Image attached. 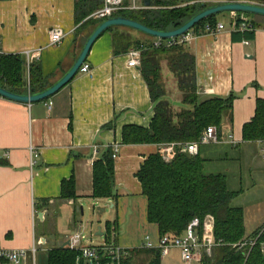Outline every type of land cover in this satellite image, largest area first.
<instances>
[{
    "label": "crops",
    "instance_id": "0c3cea01",
    "mask_svg": "<svg viewBox=\"0 0 264 264\" xmlns=\"http://www.w3.org/2000/svg\"><path fill=\"white\" fill-rule=\"evenodd\" d=\"M246 19L257 24L248 45L244 39L233 38L230 25L219 35L201 36L186 48L196 60L199 101L234 97L233 121L224 118L221 137L234 136L239 145L228 141L204 145L198 155L206 160V175L226 176L228 188L239 192L232 205L244 210L247 236L252 237L264 230V140L243 141V129L255 117L257 102L264 100V18ZM85 21L76 23V0H0V52L26 57L28 52L41 50L36 62L52 85L70 69L93 31V26L81 29ZM54 31H61L63 39L51 46ZM131 50L115 53L114 34L106 32L92 48L87 61L90 72L79 73L54 97L32 105L0 97V249L27 251L26 264H48L49 250L63 248L74 234L82 233L77 211L83 214L88 200L120 208L123 218L116 221L114 241L129 250V256L151 251L142 248L146 236L155 243L160 238L157 226L147 221V199L136 178L160 146L123 144L125 127L148 129L155 116L141 67L128 66ZM162 68L167 98L175 111H181L183 96L177 81L166 61ZM49 100L51 111L46 106ZM116 145L120 146L115 160L119 205L113 206L112 200L92 198L93 164L98 152ZM32 148L39 154L33 167ZM71 178L76 182L77 199L62 200V183ZM207 221L215 225L211 218ZM120 227L127 236L121 244L116 238V234L120 238ZM129 235L138 237L131 243ZM34 246L35 258L31 255ZM204 256V250L196 251L190 264H201ZM151 257L135 255V263L149 264ZM179 261H183L179 250L161 254V264Z\"/></svg>",
    "mask_w": 264,
    "mask_h": 264
},
{
    "label": "trees",
    "instance_id": "16d2710c",
    "mask_svg": "<svg viewBox=\"0 0 264 264\" xmlns=\"http://www.w3.org/2000/svg\"><path fill=\"white\" fill-rule=\"evenodd\" d=\"M194 0H151V7L142 10L121 12L124 16L154 30H175L207 6L191 5ZM264 5V0H242ZM102 7V0H76V23L86 20L81 29L102 21L87 20L91 14ZM233 16V14H232ZM239 16V14H238ZM217 17L209 18L198 24V31L206 23L216 24ZM232 21V17H231ZM231 23V22H230ZM256 30L257 24L252 21ZM110 29L114 34L115 53H127L130 49H142V75L146 80L152 102L154 119L150 128L125 127L123 144H189L197 142L203 132L214 126L221 136L224 118L232 123L234 97H215L200 102L197 97L196 60L185 46L165 50L151 49L152 38L135 39L133 30ZM137 33V32H136ZM139 34V33H138ZM255 32H235L237 40H251ZM163 61L176 77L179 91L182 93L181 111H175L167 98L163 82ZM0 86L17 94L39 93L50 86L44 76L40 62L28 64L22 55L0 54ZM264 140V100L257 102L253 120L243 129V141ZM99 157L93 164V194L95 200L117 201L115 185L114 149L98 152ZM206 160L200 155L192 156L178 151L175 159L167 164L161 154L150 155L142 164L136 178L141 184L142 193L147 199V221L158 228L160 237L183 236L193 220L198 219L200 237L203 234L204 220L214 218V238L219 245L210 258L207 255L201 264H264V231L252 237L247 236L245 212L235 207L234 199L239 192L228 188L224 175H206ZM62 200H76V182L74 178L62 183ZM117 206V205H116ZM115 206V207H116ZM115 225L107 222L106 242L114 241ZM260 235L258 244L253 248H240V244L254 240ZM151 255L149 264H161V251H138L129 256L124 264L135 263V255ZM79 253L70 248H54L48 252V264H76ZM0 264H5L2 262Z\"/></svg>",
    "mask_w": 264,
    "mask_h": 264
},
{
    "label": "built area",
    "instance_id": "2783aa9c",
    "mask_svg": "<svg viewBox=\"0 0 264 264\" xmlns=\"http://www.w3.org/2000/svg\"><path fill=\"white\" fill-rule=\"evenodd\" d=\"M102 7L91 15L92 20L104 21L114 16H118L121 12L142 10L146 7L143 4V0H102ZM228 2H235V0H194L191 5L210 6L215 4H222ZM142 3V4H141ZM232 31L235 32H254L255 29L252 24L245 18L244 15L233 14L232 21L230 23ZM226 30V25L222 22L216 24L206 23L198 31L193 29L186 34L172 39H155L152 42L151 49L165 50L172 49L180 46H188L197 38L201 36H217ZM63 39L61 31H54L51 34V46L60 44ZM245 44H249L248 40H245ZM41 50L36 52H28L26 58L28 64L36 62L40 59ZM142 49L131 50L129 55L128 66L130 68L138 69L142 67ZM2 54V52H0ZM91 70L90 65L85 63L79 73L88 74ZM47 108L49 111L53 109V102L49 100L47 102ZM228 141L233 146L239 145V142L235 140L234 136H229L224 140L220 136L218 129L214 126L207 128L197 142L183 144H164L159 145V153L165 163H171L178 151L186 153L192 156L198 155L200 146L204 145H217ZM113 159L116 160L119 157L120 146H114ZM32 154L34 155L31 161V167L36 165V161L39 158V154L32 148ZM208 216L203 223V236L200 237L198 229L201 222L198 219L192 221L188 226L183 236L173 237L171 235H165L158 238V242L155 243L151 236H146L142 248L148 250H160L162 255H167L171 250H179L184 264H190L194 260V254L198 250H204L208 257L213 256L214 250L219 246L215 242L214 238V226L212 221H207ZM264 231V230H263ZM260 235L254 240H248L240 244V248H253L258 244ZM85 236L82 233L74 234L70 239L71 250L78 252L76 264H124L129 257V250L122 248L116 243H105L100 245H92L84 242ZM264 249V244L262 245ZM35 246L31 250V255L35 258L36 255ZM30 253L25 250L21 251H6L0 249V263L5 264H26Z\"/></svg>",
    "mask_w": 264,
    "mask_h": 264
},
{
    "label": "water",
    "instance_id": "95a60500",
    "mask_svg": "<svg viewBox=\"0 0 264 264\" xmlns=\"http://www.w3.org/2000/svg\"><path fill=\"white\" fill-rule=\"evenodd\" d=\"M144 4L146 8H150L151 0H144ZM223 13L250 15L264 18V5L249 2H228L207 6L204 10L194 15L179 28L168 31L154 30L124 16H114L112 18L102 21L93 29V31L86 39L80 53L78 54L70 69L59 80H57L54 84L50 85L47 89L34 94L30 92L24 94H17L11 92L7 88L0 86V97L16 103L28 105L44 102L54 97L75 79V77L79 74L81 67L85 63H87L94 44L110 29H129L150 38L167 40L180 37L194 29L201 22L212 17H217ZM100 211L105 212L106 210L100 209ZM43 215L44 213L39 214V218L41 219ZM96 236L104 237V233L102 232L101 227L98 228V233L96 234ZM42 240L44 241V239ZM69 245L70 242L63 246V248Z\"/></svg>",
    "mask_w": 264,
    "mask_h": 264
},
{
    "label": "rangeland",
    "instance_id": "374dc122",
    "mask_svg": "<svg viewBox=\"0 0 264 264\" xmlns=\"http://www.w3.org/2000/svg\"><path fill=\"white\" fill-rule=\"evenodd\" d=\"M168 1V0H166ZM235 2H243L242 0H235ZM251 3V2H250ZM256 3V2H254ZM142 4V3H141ZM232 14L230 13H223L219 16H217V19L224 23L228 28L230 27ZM248 17V19H252L253 16L246 15L245 18ZM256 17V16H255ZM134 36L138 38H143L141 34H138L136 32H132ZM140 36V37H139ZM175 81H177L176 77L174 76ZM165 82V80H164ZM167 85V82L164 84V86ZM110 203L113 205H119V201L112 200ZM100 209H106L105 212H101ZM78 213V219L79 223L82 229V233L85 236V243L92 244V245H100L103 244L105 241V237L96 236L97 230L99 227H103V230L107 232L106 224L107 222H110L111 224H114L118 219L122 221L123 213L120 212V208H112L111 204H109L107 201H86L83 204V214L82 211H77ZM122 227H120V238H118V235L116 234V238L120 241V244L123 243L122 240L126 239L127 236L124 232H122ZM81 231V230H80ZM114 238H115V234ZM130 236V235H129ZM138 236H130L128 238V242H133ZM176 264H184L183 261H179Z\"/></svg>",
    "mask_w": 264,
    "mask_h": 264
}]
</instances>
